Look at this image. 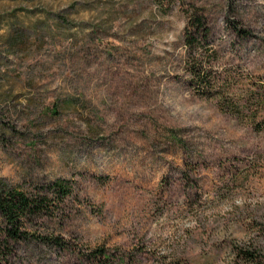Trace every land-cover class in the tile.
<instances>
[{
	"label": "rangeland",
	"instance_id": "rangeland-1",
	"mask_svg": "<svg viewBox=\"0 0 264 264\" xmlns=\"http://www.w3.org/2000/svg\"><path fill=\"white\" fill-rule=\"evenodd\" d=\"M0 178L69 186L0 264H264V0H0Z\"/></svg>",
	"mask_w": 264,
	"mask_h": 264
},
{
	"label": "trees",
	"instance_id": "trees-1",
	"mask_svg": "<svg viewBox=\"0 0 264 264\" xmlns=\"http://www.w3.org/2000/svg\"><path fill=\"white\" fill-rule=\"evenodd\" d=\"M189 26L191 31L184 36V42L193 49L197 38L206 39L208 28L202 16L196 13L189 17ZM68 193L69 186L63 180L55 181L47 193L28 194L9 186L0 178V229L5 242L44 244L63 249L65 242L61 236L53 233L34 234L29 231L27 225L37 219L51 217L56 205L63 201ZM91 256L100 264H105L109 259L101 248L95 250Z\"/></svg>",
	"mask_w": 264,
	"mask_h": 264
}]
</instances>
